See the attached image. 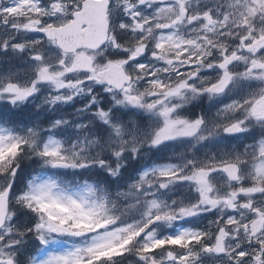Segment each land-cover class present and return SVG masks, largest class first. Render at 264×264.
Listing matches in <instances>:
<instances>
[{
    "label": "snow or ice",
    "instance_id": "6c2138e0",
    "mask_svg": "<svg viewBox=\"0 0 264 264\" xmlns=\"http://www.w3.org/2000/svg\"><path fill=\"white\" fill-rule=\"evenodd\" d=\"M0 264H264V0H0Z\"/></svg>",
    "mask_w": 264,
    "mask_h": 264
}]
</instances>
